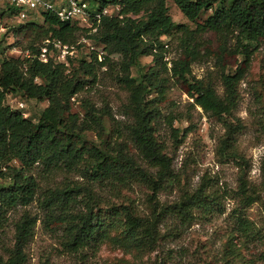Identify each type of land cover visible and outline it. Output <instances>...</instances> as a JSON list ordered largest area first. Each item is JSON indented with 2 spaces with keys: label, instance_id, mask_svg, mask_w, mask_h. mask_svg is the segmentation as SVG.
<instances>
[{
  "label": "trees",
  "instance_id": "16d2710c",
  "mask_svg": "<svg viewBox=\"0 0 264 264\" xmlns=\"http://www.w3.org/2000/svg\"><path fill=\"white\" fill-rule=\"evenodd\" d=\"M92 1L99 8L118 7L116 15L100 18L95 32L49 12L42 13L43 25L26 21L9 30L39 29L43 39L51 37L72 46L80 45L78 37L85 36L102 45L101 60L92 51L88 59H70L67 65L42 62L33 57L39 45L32 43L24 48L29 56L6 57L0 41V234L8 224L13 227V242L2 245L0 263L27 262L26 246L38 221L56 236L65 252L80 255L81 260L87 251L96 253L108 228L120 230L139 254L150 253L163 236L223 213L225 201L231 199L239 206L233 210L239 230L248 234L250 227L241 212L259 197L247 180V169L239 163L246 165L235 147L243 124L234 111L240 98L239 83L253 53L264 44V0H173L191 24L175 23L166 0ZM206 11L210 14L198 22ZM171 49L175 55L167 59ZM227 55L240 57L234 68L226 64ZM145 56L151 57L152 64L138 77L132 76L131 68ZM214 56L221 93L211 77L196 78L191 71L192 64ZM100 74L109 75L127 92L121 119L108 102L96 105L87 97H78L97 83ZM172 83L185 85L190 104L222 125L216 157L221 164L237 162L234 190L219 186L217 176L206 174L192 188L181 183L173 157L158 139L165 123L176 144L182 140L179 128L171 125L176 119L161 107ZM9 93L47 105L37 121H32L5 103ZM72 99L79 102L82 114L72 111ZM88 132L94 133L96 141L87 138ZM123 136L135 153L127 149ZM57 177L60 180L55 182ZM131 184L150 192L145 215L131 204L112 203L100 194L108 190L114 196L119 188ZM174 188L179 191L175 199H158L161 192ZM34 201L39 212L27 208ZM18 208L22 211L11 220ZM239 255L235 249H224L223 264L236 263Z\"/></svg>",
  "mask_w": 264,
  "mask_h": 264
},
{
  "label": "rangeland",
  "instance_id": "374dc122",
  "mask_svg": "<svg viewBox=\"0 0 264 264\" xmlns=\"http://www.w3.org/2000/svg\"><path fill=\"white\" fill-rule=\"evenodd\" d=\"M86 1L91 5L94 4L92 0ZM166 6L175 23H189L173 0H166ZM107 8L112 15L118 12V7L115 5H109ZM209 14L210 11L202 12L197 21L201 22ZM30 18L31 20L27 21L43 25L42 16L34 14L30 15ZM19 23L0 15V41L6 57H24L26 53L24 48L30 43L38 46L43 40L39 29H23L17 33L9 30L10 27L18 26ZM79 24L87 27L85 23L80 22ZM208 37L213 40L212 35ZM82 38L84 41L81 40ZM162 39L167 41L166 37ZM78 40L81 44L74 47L73 56L67 61L88 59L92 51L103 50L101 44L85 36H79ZM214 45L215 43L212 44ZM174 55L175 50L171 49L167 54V59ZM112 57L118 59V55ZM224 60L229 67L234 68L240 61V57L227 55ZM151 64L150 56L141 57L139 64L131 68V75L138 77L139 73ZM218 70L219 66L215 56L205 63L191 65L192 74L196 78L211 77L218 93H221L222 88L217 80ZM238 92L240 98L234 115L241 119L243 129L236 137L235 147L246 162L245 165L239 161L240 166L247 169V180L256 188L259 197L257 202L241 212L250 227L248 234L243 235L239 230L233 213L234 208L239 206L236 204V199H231L225 201L223 213H214L197 220L190 226L181 227L173 236H163L150 253L139 254L124 239L120 230L108 228L105 239L98 246L96 253L91 254L87 251L85 259L81 260L80 255L65 252L56 236L47 233L38 221L34 235L26 246L28 259L25 264H223L224 249L227 248L235 249L240 253L238 261L234 264H264V184H262L264 177V44H261L253 53L244 79L239 83ZM78 97H87L96 105H100L103 101L108 102L115 117L121 119L119 113L127 101V92L109 75L100 74L97 83L87 88ZM71 101L73 102L72 111L82 114L83 110L79 102L74 99ZM191 101L185 85L171 84L161 107L164 114L176 119L171 125L179 128V136L182 140L180 144H176L172 131L165 123L158 133V139L173 157V167L179 173L182 184L192 188L199 181V177L206 174L217 176L219 186L223 185L229 190H234L239 173L236 167L237 162L231 160L221 164L217 162L216 157L218 140L223 135L224 129L214 117L205 114L200 107L192 106ZM5 103L21 111L24 117L32 121H37L41 111L47 105L46 101L24 99L12 93L6 95ZM106 125L108 126V121ZM185 129L188 130L183 132ZM86 136L96 141L94 133L88 132ZM122 141L131 153H135L124 136ZM59 180L60 177H57L55 182ZM40 185L43 186L44 183L41 182ZM178 193V188L172 191L166 190L158 195V199L161 202L172 201ZM100 194L112 203L131 204L141 215L149 211L150 192L142 185L131 184L119 188L114 196L108 193V190L100 191ZM27 208L32 212H39L36 201ZM21 211L18 208L14 213L12 212L11 220H14ZM12 242L13 227L8 224L0 234V257L4 256L2 245L10 246Z\"/></svg>",
  "mask_w": 264,
  "mask_h": 264
},
{
  "label": "built area",
  "instance_id": "2783aa9c",
  "mask_svg": "<svg viewBox=\"0 0 264 264\" xmlns=\"http://www.w3.org/2000/svg\"><path fill=\"white\" fill-rule=\"evenodd\" d=\"M90 5L86 0H0V11L17 23L31 20L30 15L42 16V13L49 12L61 21L85 23L89 32H95L100 18L110 13L107 7L99 8L97 3ZM81 40L84 41V38ZM74 47L58 39L47 37L41 41L39 53L33 57H37L42 62L53 60L67 65V59L73 56ZM96 52L97 58L101 60L103 51ZM25 54L29 56L28 52Z\"/></svg>",
  "mask_w": 264,
  "mask_h": 264
}]
</instances>
